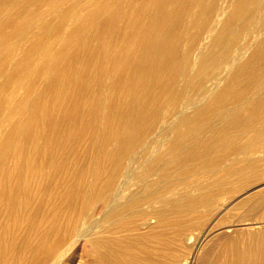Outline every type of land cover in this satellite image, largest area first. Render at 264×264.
<instances>
[{
  "label": "rangeland",
  "instance_id": "1",
  "mask_svg": "<svg viewBox=\"0 0 264 264\" xmlns=\"http://www.w3.org/2000/svg\"><path fill=\"white\" fill-rule=\"evenodd\" d=\"M143 1L0 0V145L8 143L10 147L8 136L16 124L26 122L28 114L23 111L28 104L39 96L41 101L50 98L53 72L66 65L86 39L91 56L81 52L80 62L73 69L80 73L89 60V68L84 69L92 78L97 75L101 103L112 107V128L124 129L116 139L110 136L101 146L97 131L105 130L106 118L92 114L99 99L90 86L78 96L77 112L88 125L76 137H69L70 123L62 119L61 108L65 105L75 111L76 99L66 98L61 106L54 107L58 131L52 139L58 144L43 148L45 138L40 124L32 129V136L18 138L20 147L10 148L0 161V173L9 171L10 182L19 175L25 183L30 193L26 211L39 205L44 217L38 230L32 231L19 247L27 256L40 244L46 218L58 214L59 225L66 224L69 210L63 204L67 194L72 189L82 194L76 203V216L73 212L69 227L61 231L64 238L52 252L42 250L43 264H59L57 260L73 252L76 264L81 252L78 264H89L95 234L123 233L115 227L109 232L102 230L99 224L110 226V221L103 220L104 214L132 193L152 191L147 194L152 195V202H143L129 213L139 222L146 218V224L128 234H145L148 239L144 240L156 248L155 257L160 262L167 261V253H174L173 264H198L195 252L201 253L222 225L241 231L264 227V203L254 214L256 220H237L248 213L246 204L250 199L264 194V86L258 88V79L264 75V0H165L175 12L158 25L162 41L151 34L154 61L139 71L141 52L131 58L130 73L137 75L134 99L116 85V78L129 50L143 33L140 29L131 40L126 37ZM148 10L142 11L143 21L152 12ZM113 15L118 16L108 31L104 25ZM162 48L166 49L159 55ZM94 64L103 74L96 73ZM125 142H129L126 151L113 160L116 163L110 161L108 150ZM191 147L196 155L189 165L173 160L183 157ZM96 168L102 171L95 173ZM162 178L165 181L155 188L154 183ZM146 182L152 185L143 190ZM108 197L111 200L105 204ZM4 207L0 203V223L5 220ZM155 212L162 215L148 217ZM222 219L226 222L217 226ZM178 223H186L194 237L202 230L212 234L201 237L196 248L194 239H180ZM11 232L19 243L26 229L22 225ZM137 240L138 245L144 241ZM136 251L142 255L140 248ZM7 264L24 263L8 260Z\"/></svg>",
  "mask_w": 264,
  "mask_h": 264
},
{
  "label": "bare ground",
  "instance_id": "2",
  "mask_svg": "<svg viewBox=\"0 0 264 264\" xmlns=\"http://www.w3.org/2000/svg\"><path fill=\"white\" fill-rule=\"evenodd\" d=\"M148 8L150 10H152V12L148 13L147 19H146V21L144 20L145 21L144 22L142 20V15H143L142 11L145 13V11L148 10ZM173 12H175V10ZM173 12L169 6V1L166 2L165 0H144L143 4H141L140 7L137 9L136 16H134L133 24L126 31V37L129 38L130 40H131L130 37L134 36V34L137 31L139 32L140 29L143 32L140 35L141 37H139L140 39L138 41H136V43L133 45V48L131 50H129L130 54H127V58H125V61L123 63V67L120 69L119 76H117V78H116V85L123 88L125 90L126 94H129L131 98L132 97L134 99L136 98V94L134 93V91L132 92V90L134 89V85L137 81V79H136L137 75L134 76L130 73V66H131L130 62H131L132 55L135 53L141 52V54H140L141 55V57H140L141 61L139 63V67H138L139 71H142L143 66L147 67V65L149 66V64L154 61L153 58H151V51L153 50L155 44L152 43L153 39L151 37H153L152 35H155L154 37L160 38V41H162L161 40L162 34L160 33V29H159L160 27H158V25L161 26L162 19L169 17ZM117 16L118 15H113L106 22V24L104 25V28L106 30L111 31L113 29L114 24H115L116 19H117ZM172 28H174V26ZM0 34H2V33H0ZM85 39H86V37H85ZM88 43H89V39L88 40L86 39V41H84L82 43L83 45H82L80 51L77 53L75 52L71 56V59L67 62L66 65L60 67L59 69H57L53 72L52 79H51V82L49 85V89L51 90V96L49 99H47V100L43 99L44 101L43 100L41 101L40 96H39L32 103L28 104L26 107L24 106L25 108H24L23 112H27V114H28L26 117V122L16 124L14 126V128L12 129L10 135L8 136V139H9L8 142L10 143V147L7 146L8 143L0 145V161H3L5 155L8 153L10 148L15 147L18 149L20 147V141L18 138L23 140L24 138L32 136V132H33L32 129L40 126V124L43 126V134H44V138H45L44 144L42 145L43 148H45V150H47L49 148V146L52 147V145L58 144L59 142H56L57 140L55 141L52 139V136L56 135V132L58 131L57 125L55 123L54 107L56 104H60V106H61V102H63L66 98H74V100L76 99V101H75L76 110L75 111H74V109H71L70 107H67L65 105H63L61 107L63 110L62 111V116H63L62 119L66 120L70 123V129L68 131L69 137H76L77 133L79 131H81L83 128H85V126L88 125V121H85L82 118L81 113L77 112V107L79 105L78 96L80 97L81 94L84 92V90L90 86L93 87V92L95 93V95H97V97L99 99V102L93 106L91 112L94 116L104 115L106 118L105 130L103 132H100V133L96 130L97 136L100 137V139H101V146L103 147L104 142L110 136H113L114 138L119 136L121 129H123V128H118V130H114L112 128V121H113V116H112V112H111L112 107H104L101 103V99L103 96H102L101 87H100V83H99V80L97 78V75H95V78H92L86 74L87 72L84 69V68H89V64H90L89 60H87V66H84L80 70V73L76 74V69H73V68H75L76 64L78 62H80L79 57L81 55V52L87 51V52H89V55L91 56L90 46ZM170 44H168V46ZM127 46H128V44L126 43L124 45V47L127 49ZM165 49L166 48H162L161 51L159 52V55H162L163 50H165ZM260 51H263V50H260ZM222 53H224V52H222ZM68 54H67V56H68ZM224 54H226V52ZM99 57H101V55H98V58ZM159 58H160V56H159ZM176 58H177V56H176ZM27 60H28V58H27ZM172 61H174V60H172ZM21 64H22V62H21ZM150 67H151V65H150ZM90 68H92V67H90ZM94 68L96 70V73L99 71L100 73L103 74L100 66L94 64ZM158 71H159V69H158ZM144 72H146V70ZM150 72H151V70H150ZM148 74H150V73H148ZM115 75H116V73H115ZM153 76H154V74H153ZM243 84H244V82H243ZM261 86H264V75L258 79V88H260ZM137 87L138 86H136V88ZM147 94H148V92H147ZM126 102H128V101H126ZM25 103H28V102L25 101ZM133 108H134V105H133ZM130 112H131V110H130ZM116 113H118V112H116ZM143 113H145V112H143ZM120 114H121V112H120ZM131 114L132 113H130V115ZM120 116H118V117H120ZM114 117L116 118L117 116H114ZM251 118H253V117H251ZM118 119H116V121H118ZM132 121H135L134 117H133ZM138 121H140V120L138 119ZM142 121L143 120H141V122ZM141 122H140V124H141ZM116 123L118 124V122H116ZM125 123L127 125V122H125ZM71 124H72V126H71ZM96 127L97 126H95V128ZM47 133L51 136L48 137ZM249 135H250V132H249ZM126 139H127V136H126ZM127 140H129V139H127ZM119 143H121V142H119ZM190 144H192V143H189L188 146ZM128 145H129V142H125L119 148L116 147V148L109 149L108 153H107L109 156V160L112 161L113 163L114 162L116 163V161H113V160L116 159L117 157H120L121 151L122 150L126 151V149L128 148ZM195 155H196L195 150L193 147H191L189 150H187L185 152L183 157L177 156L173 160L178 159L179 161H181V163L184 162L183 164L187 163L189 165L190 164L189 162L193 161V159L195 158ZM27 167H28V163L26 164V168ZM189 168H190V166L188 167V169ZM101 171H102L101 168H99V169L96 168L94 170L95 173H100ZM241 172H242V170H241ZM9 173H10L9 171H6V174L0 173V203H3L5 206L4 207L5 208L4 209L5 210V220L3 223H0V264H7L8 260H11V262H14V263H22L23 262L24 264H43L44 259L42 258V255H41L43 252L42 250H44L46 248V251L52 252L53 251L52 249L56 247V243L60 242L64 238L65 233H62L61 231L63 228L69 227V224H70L73 216L74 215L76 216V203L78 200L81 199L80 197L82 194L80 192H77L76 189H72V191L67 194V196H66L67 202H66V204H63V205H66L68 207V210H69L67 213L68 219H67L66 224L63 227L59 225V223L57 222V220L60 218L58 214L52 216L51 219L46 218V226H45L44 230L41 232L40 244L38 243L36 246H34L32 249H30L29 256H27V253L20 251L21 249H19V247L22 246V244L27 242V240L29 239L28 235L32 231L38 230L37 228H38V226L42 220L41 218H44V217L41 215L39 205H36V206L32 207L31 210L26 211V209H28L27 206H28L29 201H30V193H28L27 190H25V183L20 180L21 178L19 177V175H17V177L15 179H13L12 182H10L11 181V177H10L11 175ZM262 178H264V176ZM162 181H165V180L162 178L158 181V183L157 182L154 183L155 188H157L156 185L162 184ZM95 182H97V181H95ZM150 185H152V184H149L146 182L143 185V187L145 186L143 188V190L147 189ZM96 188L97 187H95V189ZM95 189H94V191H95ZM111 191H113V190H111ZM150 192H152V191H150ZM150 192H147L144 194L142 192L132 193L130 196H128L125 199V201L123 203L114 204V202H113L114 205L103 216V220L110 221V226H102L101 224H99V227H101L102 230L108 231V232L110 231L109 228L115 227L117 231H122L123 233L119 234L118 236H113V235H109V234L102 235L100 233L95 234V236L91 240V244H90L91 259H90L89 264H173V259H175V257H176L174 253H172V254L167 253V256H166L167 261L160 262L158 260V258L155 257V255L157 254L156 248H152L150 246V244L146 242L147 240L146 241L144 240V239H148L147 237H145V234L142 233V234L136 235V236H130L128 234L130 231H134V230L140 228L141 225L146 224V222H147L146 218L142 219V221L139 222L137 219H132L130 217L129 213L131 212V210L133 208L141 205L143 202H152L154 200L152 195H147ZM114 195H116V194H114ZM184 195H186V194H184ZM253 198L250 199L249 202L247 200L248 198L245 199L246 200L245 203L248 202L246 204L248 206V209H247L248 213L242 215L243 218L237 219L238 221L239 220H248V219L249 220H252V219L256 220V217L254 216V214L259 209V207L263 205L264 194H262V195L259 194L257 196V198H255V197H253ZM110 200H111V198L108 197L104 203L107 204ZM110 206H111V204H110ZM73 212H74V215H73ZM97 214H98V212H97ZM160 215H162L161 212H155V213H151L150 215H148V217L151 218V217L160 216ZM93 220H94V218H93ZM258 221H260V220H258ZM225 222H226V220L222 219L219 222H217L216 225L219 226V225L224 224ZM22 225L25 226L26 234H25V237L23 238V240H21L19 243H17L14 241V238L12 235L13 233L11 232V229L14 230L15 228H18L19 226H22ZM185 225H186V223H184V224L178 223L177 224V232L179 234L180 239L181 240L185 239V238L187 240L194 239L195 247L197 248V246L201 240V237L203 238V236H205V234H206L205 231L202 230L200 232L201 233L200 235H196L194 237V235L191 233L192 230L191 229L188 230V228H186ZM93 228H94V226H93ZM199 228L201 230L202 227H199ZM211 234H209V235H211ZM209 235H207V237ZM137 237L140 240L141 239L144 240L143 242H141L140 245H138L139 241L137 240ZM166 246H168L167 243H166ZM138 248H140L142 255H140L139 252L136 251V249H138ZM73 251H75V250H73ZM73 251H71V252H73ZM193 251H194V249H193ZM196 251H198V250H196ZM44 253H46V252L44 251ZM77 254H79V253L77 252ZM80 254H79V256L82 257L83 256L82 252ZM79 256H78V258L80 259ZM76 257H77L76 254H74V252H73L68 257H65L62 261L61 260L60 261L57 260V261L59 262V264H76ZM79 259H77V264H78ZM191 259H193V258H191ZM194 259L198 264H264V227L259 228V229L241 231V230H237L235 226H228L225 228L222 225L218 232L211 235V237L209 238V242L207 243V245L203 249V251L199 254L195 252ZM190 260H189V262H190ZM182 264H184V263H182ZM190 264H192V263L190 262Z\"/></svg>",
  "mask_w": 264,
  "mask_h": 264
}]
</instances>
